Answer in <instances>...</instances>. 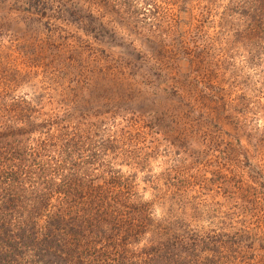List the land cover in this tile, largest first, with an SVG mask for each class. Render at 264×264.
Listing matches in <instances>:
<instances>
[{"label":"trees","instance_id":"16d2710c","mask_svg":"<svg viewBox=\"0 0 264 264\" xmlns=\"http://www.w3.org/2000/svg\"><path fill=\"white\" fill-rule=\"evenodd\" d=\"M162 1L190 13L170 47L172 55L189 53L187 39L193 37L202 42L194 40L190 53L206 55L207 49L208 54L196 62L198 68L223 76L233 68L224 79L229 92L219 95L211 90L205 99L214 106L193 109L211 118L236 111L243 116L237 117L243 135L249 132L247 137L255 143L264 141V0H195L190 8L189 0ZM115 2L135 9L140 2L153 0ZM47 4L43 0L42 8ZM169 15L161 16L163 23L175 21ZM240 50L247 56L243 67L249 73L238 74L236 80L232 60ZM216 52H221L222 60L216 59ZM22 57L26 76L35 78L36 59L25 52ZM59 64L49 63L47 69ZM1 66L6 70L0 68V264H264V226L249 214L253 209L264 212L261 149L227 145L226 164L243 157L242 164L257 175L256 186L247 187L253 192L247 200L221 211L217 225L205 228L186 220L201 207L190 201H174L170 215L158 218L154 206L159 190L153 189L150 201L141 187L147 155L130 145L140 136L132 131L139 119L121 118L122 124L114 118L117 111L112 110L110 117L108 111L85 106L78 108L69 131L55 136L51 125L56 116L43 118L48 115L41 99L33 98L34 106L25 98L5 101L8 92L3 90L17 85L2 87L4 81L23 79L11 75L18 73L14 66L19 67L10 55L0 56ZM157 70V76H163ZM235 90L242 94L235 97ZM34 133L38 137H32ZM128 162L135 165L126 175L121 167Z\"/></svg>","mask_w":264,"mask_h":264},{"label":"rangeland","instance_id":"374dc122","mask_svg":"<svg viewBox=\"0 0 264 264\" xmlns=\"http://www.w3.org/2000/svg\"><path fill=\"white\" fill-rule=\"evenodd\" d=\"M42 1L0 0V56L12 57L21 72L14 66L18 73L11 75L23 79L4 81L2 87L21 83L3 90L8 92L5 101L25 98L34 106L33 98L41 99L48 115L43 118L56 116L51 125L55 136L68 132V125L77 120L78 108L85 106H95L109 115L117 111L114 118L122 124L121 118L139 119L132 131L140 136L132 138L130 145L132 149L142 148L147 155L140 173L144 180L141 187H145V199L150 201L153 189L159 190L160 200L154 206L158 218L170 215L174 201H190L201 207L186 220L212 227L220 222L227 206L242 203L253 194L247 187L256 186L255 171L242 164L243 157L226 164L223 153L227 145L238 150L243 145L247 151L261 149L264 156V141L255 143L247 137L249 132L243 135L237 120L243 116L236 111L211 118L193 109L214 106L205 99L211 90L219 95L229 92L224 79L233 74V68L227 76L198 68L196 62L208 54L207 49L206 55L190 53L197 41L193 37L187 39L189 53L169 52L190 13L178 12L162 0L140 2L135 9L121 3L118 7L115 0H44L48 3L45 8ZM93 2L95 6H91ZM188 3L189 8L196 4L195 0ZM194 11L191 13H197ZM168 12L175 19L171 24L161 19ZM24 52L38 63L35 78L23 71ZM244 55L237 51L232 60L236 78L249 73L243 67ZM215 56L223 59L221 52ZM56 61L60 64L55 69H47ZM157 69L163 76H157ZM236 92L235 97L242 94ZM128 163L121 167L126 175L135 165ZM254 211L249 212L255 214L251 220H259L264 226V212Z\"/></svg>","mask_w":264,"mask_h":264}]
</instances>
